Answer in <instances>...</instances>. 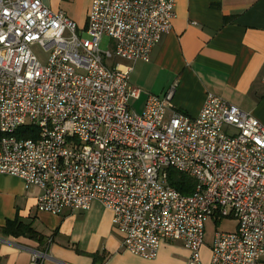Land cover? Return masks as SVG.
I'll return each mask as SVG.
<instances>
[{"label":"built area","instance_id":"built-area-1","mask_svg":"<svg viewBox=\"0 0 264 264\" xmlns=\"http://www.w3.org/2000/svg\"><path fill=\"white\" fill-rule=\"evenodd\" d=\"M175 3L93 0L79 28L41 0H0V174L39 187L41 211L99 201L113 213L121 247L148 259L162 239L179 240L186 264H204L206 221L234 219L235 230L215 232L209 264H259L264 125L211 93L189 116L172 107L175 86L149 95L140 114L129 105L141 92L130 83L133 64L148 60L171 28ZM104 36L112 51L101 48ZM23 126L36 136L18 137ZM168 168L192 177L193 191L171 186ZM45 260L33 251L30 264Z\"/></svg>","mask_w":264,"mask_h":264},{"label":"crops","instance_id":"crops-1","mask_svg":"<svg viewBox=\"0 0 264 264\" xmlns=\"http://www.w3.org/2000/svg\"><path fill=\"white\" fill-rule=\"evenodd\" d=\"M41 1L63 11L79 28L86 26L93 2ZM129 79L141 90L138 98H130L138 101L141 113L149 95L162 97L175 86L172 107L189 116L199 114L211 93L264 125V0H176L171 28L148 60L133 64ZM40 193L19 177L0 174V228L19 219L43 236L40 242L0 232V264H30L33 251L46 252L44 264L187 263L190 252L179 240L162 239L152 259L123 249L113 213L99 201L85 210L64 208L53 214L37 208ZM211 245L201 247L204 264L210 262ZM259 264H264V254Z\"/></svg>","mask_w":264,"mask_h":264},{"label":"trees","instance_id":"trees-1","mask_svg":"<svg viewBox=\"0 0 264 264\" xmlns=\"http://www.w3.org/2000/svg\"><path fill=\"white\" fill-rule=\"evenodd\" d=\"M16 134L18 137H35L36 129L31 126H23L17 129ZM168 183L176 188L182 194H189L193 191L196 181L187 174L176 171L175 169L168 168ZM0 232L4 235L13 236H27L30 238L43 241V236L38 233L30 223H25L19 219L7 221L6 225L0 228Z\"/></svg>","mask_w":264,"mask_h":264},{"label":"rangeland","instance_id":"rangeland-1","mask_svg":"<svg viewBox=\"0 0 264 264\" xmlns=\"http://www.w3.org/2000/svg\"><path fill=\"white\" fill-rule=\"evenodd\" d=\"M113 44L114 41L111 40L110 38H108L107 36H104L102 38L101 41V48L102 49H110L111 51L113 50ZM110 45V47H109ZM33 51L35 53V55L38 57V59L40 60V62L42 64H46L47 59H48V53L39 45H35L33 47ZM120 60V58H117ZM106 63H108L107 61H105ZM112 62V61H110ZM130 103L134 109V111L137 114L141 113V108H140V104L138 103V101H133L132 99L130 100ZM236 227V222L234 219L231 218H223L221 220H215V219H209L206 221L205 224V235H204V245L205 246H210L212 241H213V236L215 234L216 231H233Z\"/></svg>","mask_w":264,"mask_h":264}]
</instances>
